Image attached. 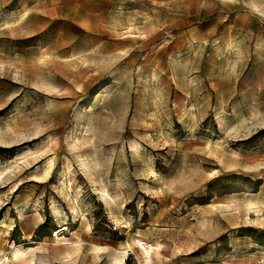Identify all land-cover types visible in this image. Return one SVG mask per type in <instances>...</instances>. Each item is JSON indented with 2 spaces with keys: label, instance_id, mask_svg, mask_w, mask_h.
<instances>
[{
  "label": "rangeland",
  "instance_id": "rangeland-1",
  "mask_svg": "<svg viewBox=\"0 0 264 264\" xmlns=\"http://www.w3.org/2000/svg\"><path fill=\"white\" fill-rule=\"evenodd\" d=\"M263 242L264 0H0L1 264H264Z\"/></svg>",
  "mask_w": 264,
  "mask_h": 264
},
{
  "label": "bare ground",
  "instance_id": "bare-ground-1",
  "mask_svg": "<svg viewBox=\"0 0 264 264\" xmlns=\"http://www.w3.org/2000/svg\"><path fill=\"white\" fill-rule=\"evenodd\" d=\"M230 47V50L233 49V45L232 44H229L228 45ZM87 137V136H86ZM54 139L51 137V136H48L45 140H43L40 145L37 147V152L38 151H42L43 149H46L50 146H52L54 144ZM89 143V139H86L85 137L82 139L81 142H79V144L82 146V147H86ZM132 152H138L140 151L142 148L139 144L137 143H133L131 144L130 146ZM67 159V158H66ZM53 162H54V159L49 157L46 162L44 163L43 165V174H48L52 168V165H53ZM68 161L66 160V163ZM95 165V164H94ZM39 169V168H37ZM151 169V168H150ZM66 171L70 174V172L72 173V168L70 166L69 163L66 164ZM151 171V170H150ZM153 175V174H152ZM63 188H64V185H63ZM106 188V187H105ZM70 191L72 190V187L70 186L69 187ZM104 197L109 201V203L111 204L112 207H116V202L115 200L117 199L118 195H115V196H111L110 195V191L108 192H104ZM257 201V200H255ZM248 206L252 207V208H255V210L257 209L256 212H259V207L256 205V202L255 203H252ZM249 207V208H250ZM259 218V217H258ZM261 220V219H260ZM253 221V220H252ZM259 221V219L255 220V223ZM254 223V222H253ZM258 223V222H257ZM31 234H26L25 238H29ZM62 236V235H60ZM78 240H80V237H79V234L78 233H75L74 235ZM58 240V239H57ZM63 241V244L64 245V252L62 253H58L59 255H62L64 259H72V257L77 254V253H80L81 251H83V247L81 246H75V243L77 242H69L67 241L65 238H62L61 239ZM81 242V241H80ZM264 244V242H263ZM61 248V247H60ZM264 249V247L262 248ZM63 251V250H62ZM85 251H92V253L94 254H105L107 249L105 247H97V246H89V248H87ZM1 253V251H0ZM40 253V248H29L28 250H24V249H16L14 251V253L12 254L11 256V260L10 262H12L13 264H35V260L37 258V255ZM4 254V253H3ZM264 255V254H263ZM124 260V254H121L119 258H116L114 257L113 258V263L114 264H121ZM2 263V260L0 259V264Z\"/></svg>",
  "mask_w": 264,
  "mask_h": 264
},
{
  "label": "trees",
  "instance_id": "trees-1",
  "mask_svg": "<svg viewBox=\"0 0 264 264\" xmlns=\"http://www.w3.org/2000/svg\"><path fill=\"white\" fill-rule=\"evenodd\" d=\"M103 214L102 213H98L96 214V219L98 220V222H102V227L104 228V230L106 232H109L112 228L111 226L109 225L108 221L104 220L103 219Z\"/></svg>",
  "mask_w": 264,
  "mask_h": 264
}]
</instances>
